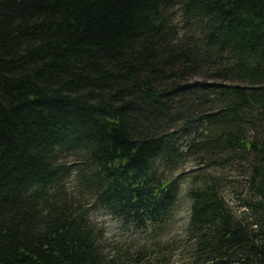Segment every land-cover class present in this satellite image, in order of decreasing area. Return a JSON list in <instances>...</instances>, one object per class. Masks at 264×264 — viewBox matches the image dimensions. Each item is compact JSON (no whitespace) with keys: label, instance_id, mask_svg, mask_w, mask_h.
Instances as JSON below:
<instances>
[{"label":"trees","instance_id":"obj_1","mask_svg":"<svg viewBox=\"0 0 264 264\" xmlns=\"http://www.w3.org/2000/svg\"><path fill=\"white\" fill-rule=\"evenodd\" d=\"M183 203L190 264H264V0H0V264H168L92 214Z\"/></svg>","mask_w":264,"mask_h":264},{"label":"rangeland","instance_id":"obj_2","mask_svg":"<svg viewBox=\"0 0 264 264\" xmlns=\"http://www.w3.org/2000/svg\"><path fill=\"white\" fill-rule=\"evenodd\" d=\"M129 113V111H127ZM230 178L234 181L227 187L224 196L228 204L235 210L241 211V201L233 193V189H241L237 186V174H231ZM68 196L74 197L81 202H86L89 196L85 192V187L72 179L66 184ZM93 221L98 224V228L103 233V242L107 250L113 254L114 249L123 244H131L133 247L147 246L152 244H164L167 246V263L168 264H190L194 260L192 256L187 257L185 251H191L192 247L186 248L188 243V230L183 227V221L188 218L187 205L181 204L178 208L177 215L162 231L155 235L140 233L131 226H126L123 222L110 214L106 209L94 211L92 214Z\"/></svg>","mask_w":264,"mask_h":264},{"label":"bare ground","instance_id":"obj_3","mask_svg":"<svg viewBox=\"0 0 264 264\" xmlns=\"http://www.w3.org/2000/svg\"><path fill=\"white\" fill-rule=\"evenodd\" d=\"M122 252H124V251H122Z\"/></svg>","mask_w":264,"mask_h":264}]
</instances>
